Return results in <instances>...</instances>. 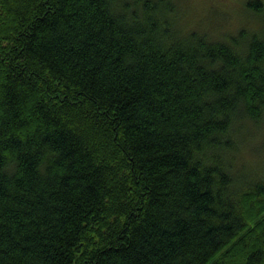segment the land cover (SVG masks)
I'll return each mask as SVG.
<instances>
[{
	"label": "trees",
	"instance_id": "1",
	"mask_svg": "<svg viewBox=\"0 0 264 264\" xmlns=\"http://www.w3.org/2000/svg\"><path fill=\"white\" fill-rule=\"evenodd\" d=\"M182 1L0 0V264H264V0Z\"/></svg>",
	"mask_w": 264,
	"mask_h": 264
},
{
	"label": "rangeland",
	"instance_id": "2",
	"mask_svg": "<svg viewBox=\"0 0 264 264\" xmlns=\"http://www.w3.org/2000/svg\"><path fill=\"white\" fill-rule=\"evenodd\" d=\"M243 1L244 0H183L181 5L182 8L188 9V19L192 23L201 20V18L204 19L203 22L209 25L208 31L215 37L218 34H224L225 32L229 33L240 24L248 29H251L252 26L254 27V21L249 19L245 21L244 19L241 5ZM215 29L217 30L215 31ZM260 135L261 132L249 127L246 131V135L243 137V143L238 146L241 154L236 158L237 160L241 157L243 158V156L246 159L251 158V152L254 151L253 155L259 154L262 156L260 160H262L261 163L264 165V151L261 150V152H259L258 149H256L258 146L261 149L260 145L262 140H260Z\"/></svg>",
	"mask_w": 264,
	"mask_h": 264
}]
</instances>
